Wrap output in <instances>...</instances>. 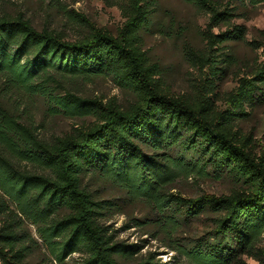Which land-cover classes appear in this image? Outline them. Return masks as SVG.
<instances>
[{"label": "trees", "instance_id": "16d2710c", "mask_svg": "<svg viewBox=\"0 0 264 264\" xmlns=\"http://www.w3.org/2000/svg\"><path fill=\"white\" fill-rule=\"evenodd\" d=\"M124 17L116 34L80 15L87 30L75 39L36 29L23 13L0 11V264H122L142 244L116 240L106 220L123 204L97 199L92 174L144 200L154 236L191 264H264V150L236 121L264 100V57L217 104V57L244 29L213 33L232 12L212 0H192L209 15L202 49L184 55L198 71L192 88L172 93L163 69L143 49V30L157 0H113ZM108 76L133 100L122 106L80 95L82 83ZM43 117H90L52 140L39 135L32 109ZM212 175L234 184L227 194L185 197L168 187L179 176ZM201 216L210 228L175 238ZM149 221L145 222L146 224ZM77 254V257L74 255ZM175 257V255L173 256ZM133 264H171L150 253Z\"/></svg>", "mask_w": 264, "mask_h": 264}, {"label": "rangeland", "instance_id": "374dc122", "mask_svg": "<svg viewBox=\"0 0 264 264\" xmlns=\"http://www.w3.org/2000/svg\"><path fill=\"white\" fill-rule=\"evenodd\" d=\"M233 14L230 24L221 23L212 28L217 34L231 29L232 24L244 29L243 39L225 42V47L217 57L216 101L221 107L227 103L224 94L238 84V78L249 76L255 65L264 57V0H212ZM113 0H0V11L11 14L23 13L33 26L41 30L44 27L62 31L68 39H75L87 30L86 20L98 27H104L116 34L124 17L118 4ZM209 21L208 13L198 8L192 0H157L153 6L149 26L143 30L144 45L151 61L158 62L163 69V80L172 93H185L191 90L193 78L198 71L184 55L187 47L202 49L206 44L204 30ZM80 95L97 97L103 102L115 98L122 106H127L132 95L118 87L110 77L99 76L88 80L79 88ZM247 115L236 121L243 133L250 134L255 150H264V100L246 108ZM39 135L52 140L68 131L72 126L88 123L90 117L66 118L62 116L43 117L38 108L32 109ZM83 185L92 191L97 199H113L122 203V212H113L106 220L116 240L126 243L142 244L132 259H121L122 264H133L136 260L152 254L153 260L171 264H191L187 257L170 249L161 233L154 236V224L150 208L144 200L127 201L125 194L117 187L89 174L84 177ZM234 184L228 178L216 179L212 175H194L176 178L168 187L169 191L179 192L185 197L201 193L221 195L230 192ZM149 221V223H145ZM210 228V220L201 216L197 221L182 226L173 236L197 238ZM258 247L264 248V232L260 236ZM175 255V257H173ZM77 257V254L74 255ZM247 264H257L252 256H243Z\"/></svg>", "mask_w": 264, "mask_h": 264}]
</instances>
